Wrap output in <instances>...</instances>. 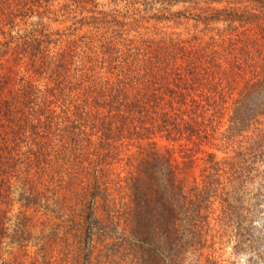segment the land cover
<instances>
[{
    "label": "trees",
    "instance_id": "1",
    "mask_svg": "<svg viewBox=\"0 0 264 264\" xmlns=\"http://www.w3.org/2000/svg\"><path fill=\"white\" fill-rule=\"evenodd\" d=\"M263 163L264 0H0V264H220Z\"/></svg>",
    "mask_w": 264,
    "mask_h": 264
},
{
    "label": "rangeland",
    "instance_id": "2",
    "mask_svg": "<svg viewBox=\"0 0 264 264\" xmlns=\"http://www.w3.org/2000/svg\"><path fill=\"white\" fill-rule=\"evenodd\" d=\"M221 156L222 155L218 153V157ZM258 172L261 173V176H264V163L260 165ZM257 181L264 182L262 179ZM259 194L260 196L257 199H253V196H251L247 202L248 205H244L246 209L242 211V213L240 211L241 219L238 214L239 219L237 220V226L234 225L236 229L233 228L232 222H229V231L222 237V247L219 250H214V255L217 260L220 261V264H264V188L261 189ZM18 210L16 206L13 214ZM249 224H253L256 229L253 232L258 239L255 251L250 250L242 244L243 238L241 237L240 228L248 227L250 226ZM207 253L208 251L205 255ZM183 264H188V260L184 261ZM196 264H203V262H198Z\"/></svg>",
    "mask_w": 264,
    "mask_h": 264
}]
</instances>
